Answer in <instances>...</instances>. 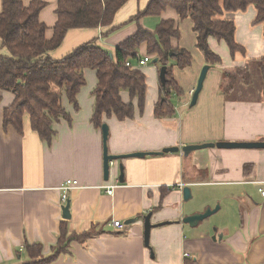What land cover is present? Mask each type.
Masks as SVG:
<instances>
[{
  "label": "crops",
  "instance_id": "obj_1",
  "mask_svg": "<svg viewBox=\"0 0 264 264\" xmlns=\"http://www.w3.org/2000/svg\"><path fill=\"white\" fill-rule=\"evenodd\" d=\"M34 1L48 4L40 20L48 29L46 38L51 40L58 0L24 3L28 7ZM150 1L129 0L111 26L120 29L110 36L105 37L111 27L71 30L62 45L50 53L52 59H62L76 48L96 42L114 55L139 26L154 32L161 20L177 22L180 35L172 46L188 51L192 61L186 68L177 66L174 59L169 64L171 78L181 92L173 97L176 115L158 118L154 114L161 100L160 65L154 61L150 65L153 58L147 55L144 44L139 56L150 61L138 69L146 76L145 106L141 111L138 100H131L126 91L121 93L124 103H134L135 116L105 118L110 130L109 154L161 153L205 143L263 142L264 78L259 63L264 58V23L255 22L257 8L250 5L245 11L216 15L236 25L234 38L244 53L233 55L224 41L209 38L210 49L221 62L211 66L199 100L191 107L190 93L198 86L202 68L208 65L197 47L194 25L189 18L180 21L172 8L161 16H145L139 24L129 23ZM246 69L250 71L248 82V74L241 72ZM85 76L86 84L77 96L79 108L63 98L72 122L62 119L55 125L57 134L50 145L31 129L29 116L24 117V134L4 127V109L13 105L15 96L2 91L0 264L32 263L26 244L42 245L44 259L52 256L62 224L70 233L93 235L83 243L75 241L68 254L48 264H264V197L260 192L264 190V150L206 148L187 159L180 152L121 159L113 163L106 181L103 133L92 122L97 74L86 70ZM121 165L124 183L119 182ZM69 180H76L78 187L69 193L66 204L70 205V219H64L66 204L59 187ZM179 184L191 187L194 203L183 200L184 188ZM106 186H116L114 193L110 195ZM211 188H220L221 199L234 205L235 210L230 209L234 223L224 220L215 225V231L203 230L200 224L192 229L183 223L185 217L214 209L222 202ZM208 191L206 201L201 199ZM148 213H152L151 222L156 227L151 229L146 246L144 221ZM236 217L239 222L235 223ZM115 221H121L125 229H115Z\"/></svg>",
  "mask_w": 264,
  "mask_h": 264
},
{
  "label": "trees",
  "instance_id": "obj_2",
  "mask_svg": "<svg viewBox=\"0 0 264 264\" xmlns=\"http://www.w3.org/2000/svg\"><path fill=\"white\" fill-rule=\"evenodd\" d=\"M0 11V106L2 91L15 96L12 106L4 109V127H12L24 134L25 116H29L31 129L42 141L49 145L54 139L55 125L63 120L72 122V117L63 106L65 97L75 109L79 108L77 96L86 84V70L97 74V85L93 91L95 105L92 122L96 129H102L105 118L119 120L133 118L135 105L124 103L121 93L126 91L131 100H138L139 109L145 106L147 92L146 76L137 67H127V63H138L140 48L147 45V55L152 56L155 65L167 67L166 85H161L160 101L154 114L158 118L174 117V95L181 94L171 78L170 61H176L180 68L191 64L192 54L175 49L173 39L180 35L175 20H161L156 31L139 26L138 32L122 43L114 52L107 51L96 42L86 43L62 59H52L50 53L58 49L71 30L110 28L117 12L129 0H58L57 22L51 40L46 38L47 28L40 20V13L47 3L34 1L28 7L24 0H1ZM253 5L257 8L256 23H264V0H151L147 7L132 18L129 23H138L145 16H161L167 9H174L180 21L191 19L197 35V47L204 54L206 63L217 66L221 62L209 46V38L224 41L230 53H244V49L234 38L236 25L233 21L217 19L224 12L245 11ZM105 37L120 28L111 27ZM264 78V58L259 63ZM161 71V70H160ZM248 74L246 71H241ZM241 76V75H240ZM234 76H229L232 79ZM250 75L248 74V80ZM245 80V79H244ZM242 81V80H241ZM60 237L53 248L52 256L44 259L40 244H26L25 251L30 264H48L70 251V245L85 242L91 232L70 233L62 224Z\"/></svg>",
  "mask_w": 264,
  "mask_h": 264
},
{
  "label": "water",
  "instance_id": "obj_3",
  "mask_svg": "<svg viewBox=\"0 0 264 264\" xmlns=\"http://www.w3.org/2000/svg\"><path fill=\"white\" fill-rule=\"evenodd\" d=\"M154 63H158V60H154ZM202 73L199 77L198 80V86L194 91V94L192 96V102H191V107L195 106L199 100V94L203 90L204 87V81L207 77L208 72L211 69V66L206 65L202 68ZM160 82L162 85H166V76H167V67L162 66L160 69ZM103 133V145H104V174H105V180L108 181L110 179V168H111V163H114L117 160L121 159H132V158H145L147 155H161V154H166V153H176L180 152L182 156L187 159L189 156L196 152V151H201L205 150L206 148H217V149H226V150H234V149H256V150H264V141L263 142H249V143H241V142H219V143H205L203 145H190V146H184V147H175V148H169V149H164L161 151V153H132L130 155H110L109 150H108V139L110 135V130L108 125L105 123L102 126L101 129ZM123 165L120 166V178L119 182L124 183V174H123ZM192 199V194H191V187L185 186L183 189V200L185 202H190ZM220 210V205H217L216 208H207L202 213L196 212L192 213V215H189L183 219V223L188 225L189 227L193 228L198 226L201 222L206 220L208 217L212 216V214L218 212ZM63 215L64 219H70V205L66 204L64 206L63 210ZM152 213H148V215L145 216V221H144V232H145V245H149L150 241V236H151V229L153 227H156L155 225L152 224L151 219H152Z\"/></svg>",
  "mask_w": 264,
  "mask_h": 264
},
{
  "label": "rangeland",
  "instance_id": "obj_4",
  "mask_svg": "<svg viewBox=\"0 0 264 264\" xmlns=\"http://www.w3.org/2000/svg\"><path fill=\"white\" fill-rule=\"evenodd\" d=\"M153 60L150 62V65L153 66ZM203 70V69H202ZM175 101V100H174ZM192 102V100H191ZM190 102V104H191ZM198 152V151H197ZM212 192L214 193L213 195L217 196V197H220V198H217V199H221V195H220V188H211ZM210 191H208L206 194L203 193L201 195V199L205 200L207 199V195H210L209 193ZM195 199H192L189 203L192 204L194 203ZM222 201V202H221ZM221 203L220 204V210L214 214H212V216L208 217L206 220H204L203 222L200 223L201 226V229H208V230H211V231H215L216 230V226L218 224H222V222L224 220H227L228 223L232 222V224L234 223V220L231 219V215H230V209L231 210H235L234 209V205L233 204H230V203H227V200L225 199H221ZM236 222H239V219L238 217H236L235 219V223ZM211 225H214V226H211ZM216 225V226H215ZM233 226V225H231ZM193 228H197V227H193ZM192 228V229H193Z\"/></svg>",
  "mask_w": 264,
  "mask_h": 264
},
{
  "label": "built area",
  "instance_id": "obj_5",
  "mask_svg": "<svg viewBox=\"0 0 264 264\" xmlns=\"http://www.w3.org/2000/svg\"><path fill=\"white\" fill-rule=\"evenodd\" d=\"M149 61H150V58L149 57H145L143 59L140 58L139 61H138V63L136 65H133V64H131L129 62V63H127V67H133V68L134 67H137V68H141L145 64H147ZM193 94H194V91H192L190 93L191 96H193ZM111 166H113V163H111ZM177 186L180 187L181 189L184 188V185H182V184H179ZM77 187H78V182L76 180H74V181H70V180L69 181H66L64 184H62L59 187L60 191L63 192V194H62V202H63V204H66V201H67V199L69 197V193L72 192ZM171 187H174V186H171ZM115 188H116V186H106L107 192L110 195L114 193ZM174 188H177V187H174ZM260 192H261L262 196L264 197V190L261 189ZM113 226L115 227V229H118V230H124L125 229V225L121 221H115L113 223Z\"/></svg>",
  "mask_w": 264,
  "mask_h": 264
}]
</instances>
